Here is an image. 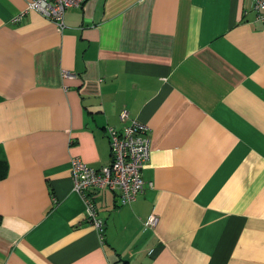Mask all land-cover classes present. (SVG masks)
<instances>
[{
    "label": "crops",
    "instance_id": "0c3cea01",
    "mask_svg": "<svg viewBox=\"0 0 264 264\" xmlns=\"http://www.w3.org/2000/svg\"><path fill=\"white\" fill-rule=\"evenodd\" d=\"M29 1L0 0V264H264L255 0H85L63 31L15 21ZM124 108L151 128L146 187L95 192L101 239L70 163L111 164Z\"/></svg>",
    "mask_w": 264,
    "mask_h": 264
},
{
    "label": "built area",
    "instance_id": "2783aa9c",
    "mask_svg": "<svg viewBox=\"0 0 264 264\" xmlns=\"http://www.w3.org/2000/svg\"><path fill=\"white\" fill-rule=\"evenodd\" d=\"M85 0H31L26 8L18 13L15 21H21L30 11H36L57 25L63 31L67 9L81 7ZM253 9L258 21L264 23V0H255ZM64 78L74 77L69 71H63ZM122 128L107 126L112 162L110 165L93 167L80 157L71 158L70 172L73 189L85 205V220L104 239L105 220L99 214L95 192L106 188L119 190L122 204L134 201L145 190L146 183L142 169L150 159L151 128L144 122L132 118L127 109L120 112ZM153 186L152 182L148 183ZM159 223V217L152 213L144 222L146 228L153 229Z\"/></svg>",
    "mask_w": 264,
    "mask_h": 264
}]
</instances>
